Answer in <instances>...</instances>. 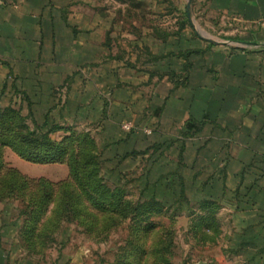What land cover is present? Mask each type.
I'll return each mask as SVG.
<instances>
[{
	"label": "rangeland",
	"instance_id": "obj_1",
	"mask_svg": "<svg viewBox=\"0 0 264 264\" xmlns=\"http://www.w3.org/2000/svg\"><path fill=\"white\" fill-rule=\"evenodd\" d=\"M87 13L86 28L96 30L89 40L103 46L98 52L102 60L97 67L69 66L70 75L61 83L55 82L54 75L47 76L51 66L43 67L44 75H39L41 81L36 82L13 83L11 77L8 81L3 80L8 74L0 73V109L9 106L20 111L10 122L21 127L13 134L0 124V264H123L125 257L129 258L130 264H248L250 257L240 255L242 250L237 246L236 237L253 229L254 219L248 215L245 202L239 213L235 206L230 208L228 204L218 203L217 231L207 232L204 211L195 208L199 201L191 200L192 196L187 192L174 193L165 179L160 184L171 168H160L154 159L169 156L178 163V149L172 156L174 148L168 149L166 143L131 163H120L121 158L111 159L113 153L107 150L117 140L110 135L111 131L121 132L126 126L130 127L129 123L123 124L124 116L110 107V86L129 84L125 89L130 94L136 93L133 101L140 111L136 121L141 125L142 119L149 114L144 115L142 107H148L162 72L157 66L162 63L160 49L156 48L154 40L166 41L175 36L180 19L173 15H154L135 0L96 1L91 3ZM193 22L206 36L199 23L194 19ZM111 57L122 63L108 61ZM126 64L134 69L123 68ZM110 71H117V80ZM143 71L149 74H141ZM74 72H82L84 79L72 76ZM93 74L102 76L104 81L94 86L89 81ZM93 89L107 92L104 96L103 92L97 94L100 99L86 98ZM77 103L81 109H77ZM91 107H98L99 113L91 112ZM102 110L105 113L101 114ZM45 123L47 127H43ZM38 127H43L44 133L49 131L48 137L54 142L64 144V155L59 154L44 163L29 160L16 145L12 146V142H18V137L28 133L27 128L37 130ZM152 130L155 131L153 135L146 137L151 143L163 142L171 135L169 129L158 123L150 127L147 134ZM84 137L89 143L86 148L80 141ZM197 147L202 149L201 152L212 148L207 146V139ZM220 149L218 146L215 150L219 161L223 152H227ZM81 152L93 153L101 159L99 177L101 175L109 186L124 191L123 199L131 203L132 212H126L123 207L112 215L110 208L102 212L88 203L83 188L70 176L67 164ZM204 170L201 166L194 170V173H201L199 181L206 178ZM177 183L181 185L180 181ZM67 192L77 212L72 214V222H63L65 206L71 201ZM151 196L165 206L160 214L154 211L147 226L143 225L150 229L143 232L132 221L137 217L133 208ZM24 235L32 238L33 250L25 247ZM50 238L55 241H49ZM260 264H264L263 259Z\"/></svg>",
	"mask_w": 264,
	"mask_h": 264
},
{
	"label": "crops",
	"instance_id": "obj_2",
	"mask_svg": "<svg viewBox=\"0 0 264 264\" xmlns=\"http://www.w3.org/2000/svg\"><path fill=\"white\" fill-rule=\"evenodd\" d=\"M96 1L100 0H7L0 6V73L8 74L3 80L41 81L43 67L51 66L47 76L54 75L55 82L61 83L70 75L69 66L97 67L103 46L89 40L96 30L85 25L87 10ZM135 1L157 16L181 19L186 15L190 25L180 36L176 35L179 28L166 41L154 40L160 49L162 63L157 66L162 72L148 107H142L143 114H149L141 125L136 121L140 112L133 101L136 93L125 89L129 84L110 86V107L124 116V125L130 124L129 128L121 127L123 134L111 131L110 135L117 137L115 145L107 149L113 153L111 159L131 163L166 143L168 149L174 148L172 156L178 149V163L169 156L154 157L160 168H171L160 184L165 179L174 193L187 192L191 200L235 206L237 213L245 202L248 215L254 219L253 229L236 236L237 246L242 250L240 255L250 257L248 264H260L264 260V31L259 23L264 0H191L190 8L189 0ZM193 19L209 36L198 31ZM165 50L171 51L166 54ZM108 61L122 63L114 57ZM186 65L188 70L183 71ZM123 68L134 69L129 64ZM116 73L109 72L117 80ZM82 74L71 73L77 79H84ZM89 81L97 86L104 79L93 74ZM96 90L88 92L86 98L100 99L97 94L107 92ZM75 105L80 108L79 103ZM91 108L99 113L98 107ZM189 122L200 130H188ZM157 123L171 131L170 137L163 142L146 141L155 132L146 131ZM141 136L144 139H139ZM204 139L212 148L201 152L197 144ZM218 146L227 151L221 161L216 158ZM198 166L205 169L203 181H199L200 172L194 173Z\"/></svg>",
	"mask_w": 264,
	"mask_h": 264
},
{
	"label": "trees",
	"instance_id": "obj_3",
	"mask_svg": "<svg viewBox=\"0 0 264 264\" xmlns=\"http://www.w3.org/2000/svg\"><path fill=\"white\" fill-rule=\"evenodd\" d=\"M3 4L7 3V0L1 1ZM2 4V5H3ZM180 29L179 32L176 33V35L180 36L181 31L186 27L189 26L190 23L188 21L187 16H183L180 19ZM188 66H184L183 71H187ZM172 76H175V73H172ZM185 80V79H184ZM20 111H16L12 107H6L0 109V117H4L0 120V124L2 126H6L8 130L12 131L14 134V131L16 129H20L21 127H15L10 122L11 120L15 119V115L19 116ZM7 117V118H6ZM23 120V119H22ZM43 127H47V124L45 123ZM43 127L36 128L37 130H27V134L23 135L22 137H18V142H12V146L16 145V148H18V151L21 152L24 156H26L29 160H36L39 162H48L51 161L54 157L58 156L60 154L64 155L66 152V149L63 147L64 144L54 142L51 140L49 136V131L43 132ZM58 128V127H56ZM188 130H195V133L200 130L198 128V125L196 123H188ZM8 131V132H10ZM24 134V133H23ZM87 137H84L80 141H82V146L84 148L88 147V139ZM79 141V144H80ZM69 144V143H68ZM96 161V162H95ZM69 166V169L71 171V177L76 181L77 185H81L80 190H82L86 200L88 203H90L94 208L100 209V211L104 212L106 208H110L112 210V215H115L118 211L123 209V207L126 209L127 212H132L131 203L124 201V191L121 188L117 187H111L109 186L104 178L100 175L99 177V168H101V159L96 158L93 153H79L76 154L74 157L71 158L70 163H67ZM95 165V167H92ZM84 182V183H82ZM75 193V190H72ZM71 191V192H72ZM67 196L69 197L70 202H67V205L64 209V217L63 222H72L73 221V215L75 212L74 207L72 206L73 199H70V194L67 192ZM124 198V199H123ZM157 206L159 209H157ZM160 206V207H159ZM165 206V205H164ZM163 205H161L157 200L156 197L152 196L149 199L147 198L145 202H141L137 204L136 207L133 208V212L136 213L137 217L132 219V221H135L136 228L139 230L148 231L150 228L143 227L144 224L149 223L151 217L154 214V211L156 214H160V212L164 208ZM196 209H200L201 211H204V219L205 224L207 228V232L211 231L214 232V229H217V211L219 210L220 206L218 205L217 201H211V200H205L202 199L198 202V204L195 206ZM127 220V219H126ZM143 231V232H144ZM217 231V230H216ZM50 236V234H49ZM23 242L25 247L28 250H33V242L32 238L29 239L28 235L22 236ZM49 241H55V239H48ZM131 243L129 245L131 246ZM133 250V247H132ZM161 253V252H160ZM158 254V253H156ZM145 256V255H144ZM142 256L141 258H143ZM128 257H125L123 264H130V260L128 261Z\"/></svg>",
	"mask_w": 264,
	"mask_h": 264
},
{
	"label": "water",
	"instance_id": "obj_4",
	"mask_svg": "<svg viewBox=\"0 0 264 264\" xmlns=\"http://www.w3.org/2000/svg\"><path fill=\"white\" fill-rule=\"evenodd\" d=\"M190 3H191V0H189L188 8H190ZM204 39L207 40V41H209V42H211V43H215V44H218L219 43L218 41H215V40H213L211 38L204 37Z\"/></svg>",
	"mask_w": 264,
	"mask_h": 264
},
{
	"label": "built area",
	"instance_id": "obj_5",
	"mask_svg": "<svg viewBox=\"0 0 264 264\" xmlns=\"http://www.w3.org/2000/svg\"><path fill=\"white\" fill-rule=\"evenodd\" d=\"M2 4H3V3L0 1V6H2ZM259 24H260L261 29L264 31V16H263V18L261 19V21H260ZM125 128H129V127L126 126Z\"/></svg>",
	"mask_w": 264,
	"mask_h": 264
}]
</instances>
